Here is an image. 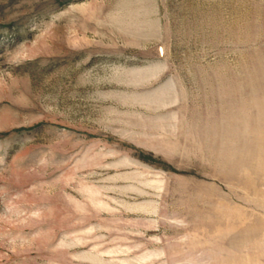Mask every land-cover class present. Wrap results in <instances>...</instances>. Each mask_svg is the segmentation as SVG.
Returning <instances> with one entry per match:
<instances>
[{
    "label": "rangeland",
    "instance_id": "obj_1",
    "mask_svg": "<svg viewBox=\"0 0 264 264\" xmlns=\"http://www.w3.org/2000/svg\"><path fill=\"white\" fill-rule=\"evenodd\" d=\"M0 264H264V0H0Z\"/></svg>",
    "mask_w": 264,
    "mask_h": 264
}]
</instances>
